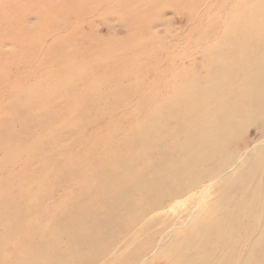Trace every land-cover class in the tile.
Wrapping results in <instances>:
<instances>
[{"label":"bare ground","instance_id":"1","mask_svg":"<svg viewBox=\"0 0 264 264\" xmlns=\"http://www.w3.org/2000/svg\"><path fill=\"white\" fill-rule=\"evenodd\" d=\"M211 2L57 0L43 16L37 0H0L26 30L33 10L25 64L49 74L0 119V264H91L151 212L178 205L172 233L126 264H152L147 253L164 264H264V0ZM157 13L198 36H161Z\"/></svg>","mask_w":264,"mask_h":264},{"label":"rangeland","instance_id":"2","mask_svg":"<svg viewBox=\"0 0 264 264\" xmlns=\"http://www.w3.org/2000/svg\"><path fill=\"white\" fill-rule=\"evenodd\" d=\"M40 1H41V3L38 0H37V3H34L33 9L36 12H38V14H41L43 16H47V14H50L51 12L53 13V8L58 6V4L56 3L57 0H55V1L52 0V2H50V0H40ZM46 1H49V2H46ZM211 1L212 0H207V1L203 0L204 3H208V4L212 3ZM38 3H39V5L37 6L38 8H36V5ZM49 3H51V5ZM52 3H54L53 6H52ZM50 6H51L52 9L50 8ZM40 7L44 8V9L41 8L42 12L40 10ZM200 7L201 6H199V8ZM205 7H207V6L206 5L202 6L200 8V10H204ZM45 9H46V11H44ZM0 11H1L0 12V19H2V21H3V22L0 21V42L2 43V44L0 43V46H1L0 50H2L0 52L3 54V56H2V54L0 56V66H1L0 67V116H1L0 119H2L6 115L8 110H11V109L15 108L18 105V104L15 103V101H21L23 99L24 92H27L28 89L30 90L31 88L35 87V85L37 83H39L38 81H40L41 78L42 79H44V78L47 79L45 76H47L49 74H46L45 72L44 73L40 72L41 73V74L39 73L40 76H39L38 73L36 74L37 76L34 75L33 74V70L31 68H28V66L26 65V64H28V61H26V60L30 59L29 58V54L26 53L25 48L23 46H21V41H22V44H23L24 43L23 42L24 38L27 37L26 33L28 31L29 32L32 31V29H29V26L31 28H34V29L37 28V24H34V20H33L32 16H31V14H30V13H33V10L30 11V13H28V16L30 17V19L29 18L28 19H29V22L31 23V25L27 26V30L24 29L25 27H24L23 24H20L22 22H17V19L18 20L20 19V18H18L19 17L18 15L13 14L8 9H5L4 7L1 8ZM4 12H6V16H8V17H6L7 19H5ZM36 12H35V14H36ZM45 12H47V13L45 14ZM216 12H217V10H216ZM2 16H4V18ZM156 16H158L160 18V22H159L158 26L155 28V30L161 36H163L165 34H168L174 39H178L180 37H186V36L190 37V39H193V38H196L198 36L197 35L198 32H196V31H198L200 29L199 26H196L197 28L193 27V29H192V27H190V26H192L193 24L190 21H189V24L187 22L184 23L183 20L181 22V18L176 16L173 13H157ZM162 19H164L165 21L162 22ZM15 23L20 28L17 27V29H16L15 26H17V25ZM111 24H114V23H111ZM190 24H192V25H190ZM21 26H23V27H21ZM1 28H2V30H1ZM12 28H14V29H12ZM169 28H170V30H169ZM3 30L6 31V32L4 33ZM15 30L17 31V34H16ZM22 30H24V31H22ZM10 32H11V34H10ZM189 32H191V33L189 34ZM184 33L185 34L187 33L188 35H185ZM2 36H4V37H2ZM5 36H6V38H5ZM16 36H19V37H16ZM21 36H26V37H23V40H21V38H22ZM7 39H9L8 40L9 42L7 41ZM4 40L6 42H4ZM19 41H20V44H18ZM49 42H51V41H49ZM11 43L13 44V46H12ZM188 45H190V44H187L186 46H188ZM3 47L6 48V49H4ZM18 47H19V51H18ZM184 49H186V51H187V47H185ZM56 52H57V50L52 51V53H56ZM6 53H9L8 54L9 56L6 55ZM24 54H25V56H24ZM4 57H5L6 61L4 60ZM42 58H44V55L38 56V59L36 60L38 62H36V63H39L42 60ZM19 59H23L25 62L21 61ZM23 68H24V70L22 71ZM27 68L31 69V71L28 72ZM3 69H4V71H3ZM17 73H19V74H17ZM25 73H27V74H25ZM110 73L112 74V72H110ZM110 73L102 75V80L103 81H107L109 76L112 77L113 75H110ZM44 74H45V76H44ZM32 78H33V80H32ZM98 79L99 78H97L96 80H98ZM16 87H17V89H16ZM20 89L23 90V91H21ZM78 89H81V88L77 87V94H79V90ZM109 90H110L109 88L103 86L101 91H100V93L107 94L109 92ZM66 95L67 94H65L64 96H66ZM8 96H10V98ZM10 100H12V101H10ZM101 107L103 108L104 106H101ZM6 108H8V109L4 112V110ZM93 109H95L94 105L91 106L90 108H88V113L89 114L91 113V114L94 115L97 109H95V110H93ZM107 112H108V110L106 109L105 113H107ZM102 119H103L102 116H97V122H96L97 125L103 124V120ZM11 124L14 125L16 131L19 130V126H18L17 122H14V123L12 122ZM88 130L90 131L89 127H86V128L84 127V132H83V130H81V131L86 136L85 133L88 134ZM246 137H247V135H246ZM65 142L66 141H62L63 144L61 143L60 145L61 146H66L68 144V141L66 143ZM239 142L242 143L243 139L239 140ZM228 147L230 149H236V148H234V145H230L229 144ZM237 151L242 153L243 149L240 148ZM0 157H3V152H0ZM23 162H24V158L19 159L16 163H14L13 165L10 166V169L17 170ZM1 176L5 177V173L4 172H0V177ZM63 188L66 189V187H64V186H63ZM62 192H64V190L62 188H59V189L55 190L53 192V194H52V200H51L52 202H49L47 204H43L42 206L46 208L49 205H52L54 203V201H58L61 198V196H62L61 194H63ZM182 207L183 206L178 205L174 209H179V208H182ZM173 210H170L167 207V208H162V209L156 210L154 213L151 212L148 215L146 220L137 222V224L133 227L132 231H128L125 234H121L119 237H117L114 240V242L112 243L113 244L112 246L104 247L103 250H102V254L93 255L91 257V259H89L88 261L91 264H101L102 262H106L107 264H114L113 259H114V256L116 254V251H118L121 255L125 256L127 254L126 257L123 260V263L125 262L124 264H126L127 261H128V258L131 257V254L134 255L140 249V247H145L146 242L148 240H150L153 237H155L158 240L157 244H159L160 243L159 240L161 241L162 238H166V237H168V235L170 233H172V231H169L170 228L167 227L168 223L170 221H171V223H176L180 219V217L184 215V211H182V210L172 214ZM170 216H171V219H169ZM139 235H140V237L142 239L141 243H137V238L139 237ZM136 248H137V250L134 251ZM147 254L150 256V260L149 261L152 262V264H164V261H162L161 259L160 260H156L154 258L155 257V253H147ZM85 264H87V263L85 262ZM140 264H148V263H147L146 259H143V260H141Z\"/></svg>","mask_w":264,"mask_h":264}]
</instances>
